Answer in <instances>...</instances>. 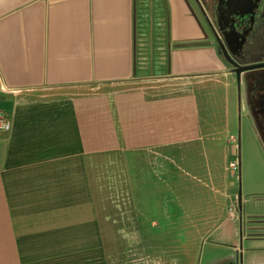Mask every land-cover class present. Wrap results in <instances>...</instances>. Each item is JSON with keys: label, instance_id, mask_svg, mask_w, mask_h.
Instances as JSON below:
<instances>
[{"label": "crops", "instance_id": "crops-1", "mask_svg": "<svg viewBox=\"0 0 264 264\" xmlns=\"http://www.w3.org/2000/svg\"><path fill=\"white\" fill-rule=\"evenodd\" d=\"M154 1L0 0V110L11 125L0 133V264H128L124 228L112 221L126 206L137 229L125 155L232 138L237 83L206 43L200 4L159 0L166 38L156 54L148 42L164 24ZM153 71L179 81L182 94L149 101L124 90ZM207 83L223 89L207 95L223 106L219 127L199 110ZM105 175L126 191L106 194ZM229 220L241 218L216 227L221 240ZM262 221L249 228L241 264H264ZM211 247L205 264H239L222 251L237 244Z\"/></svg>", "mask_w": 264, "mask_h": 264}, {"label": "rangeland", "instance_id": "rangeland-1", "mask_svg": "<svg viewBox=\"0 0 264 264\" xmlns=\"http://www.w3.org/2000/svg\"><path fill=\"white\" fill-rule=\"evenodd\" d=\"M154 2L155 18L164 24V28L162 35L155 32L148 46L158 54L165 43L166 21L165 18L159 19L163 15L161 2ZM195 2L200 4L199 16L208 38L206 43L216 48L209 27V6L205 0ZM165 50L162 51L164 56L168 53ZM141 53L145 55L144 49ZM142 65L145 69L146 62ZM226 70L231 71L228 67ZM140 74L143 78L127 84L125 91L143 92L149 101L174 99L182 94L179 81L161 78L165 75L163 73L153 71ZM261 77H264V69H256L247 75L255 82ZM217 86L207 83L205 89L197 90V97L199 110L203 112L205 107L210 113H215L217 121L213 124L219 127L223 106L207 98L208 94L223 92L221 85ZM236 105L232 138L216 137V146L211 145L212 149L202 140L180 148L179 153L141 151L125 155L138 209L137 229L130 227L133 221L129 211L127 215L126 206L113 211V217H116H112V221L121 223V228H124L121 235L127 243L124 256L128 264H205L208 249L220 242L227 246L237 244L234 253L227 251L229 248L222 251L224 255L234 256L241 264L249 247V228L263 223L256 222L257 218L264 219V131L259 139L253 123L244 115L243 102L238 107L236 100ZM116 187L125 192L127 185L125 182L113 184L112 179L105 175V193L115 194L118 192ZM231 211L241 218L242 223L241 220L226 222V238L221 240L223 229L217 231L216 227L231 216ZM134 241L135 245L132 244Z\"/></svg>", "mask_w": 264, "mask_h": 264}, {"label": "flooded vegetation", "instance_id": "flooded-vegetation-1", "mask_svg": "<svg viewBox=\"0 0 264 264\" xmlns=\"http://www.w3.org/2000/svg\"><path fill=\"white\" fill-rule=\"evenodd\" d=\"M205 2L210 10L209 27L215 49L230 73L264 65V0H257L253 8L248 0ZM256 69L264 67L240 73L237 91L238 105H245L244 115L253 123L260 139L264 131V77L256 82L247 78ZM234 76L236 81L235 73Z\"/></svg>", "mask_w": 264, "mask_h": 264}, {"label": "built area", "instance_id": "built-area-1", "mask_svg": "<svg viewBox=\"0 0 264 264\" xmlns=\"http://www.w3.org/2000/svg\"><path fill=\"white\" fill-rule=\"evenodd\" d=\"M11 125L7 118V115L4 111L0 110V133H6L10 130ZM234 167V164H232ZM235 168V167H234ZM237 200V199H236ZM230 215L233 216V212H230Z\"/></svg>", "mask_w": 264, "mask_h": 264}, {"label": "water", "instance_id": "water-1", "mask_svg": "<svg viewBox=\"0 0 264 264\" xmlns=\"http://www.w3.org/2000/svg\"><path fill=\"white\" fill-rule=\"evenodd\" d=\"M250 3H251V8H253V6L255 5V3L257 2V0H248ZM264 65H258V66H255V67H249V68H245V69H242V70H236L234 73L236 74V77H237V84L239 79H240V73L241 72H244V71H247V70H250V69H253V68H263ZM233 72H231L230 74L234 75ZM235 77V76H234Z\"/></svg>", "mask_w": 264, "mask_h": 264}, {"label": "trees", "instance_id": "trees-1", "mask_svg": "<svg viewBox=\"0 0 264 264\" xmlns=\"http://www.w3.org/2000/svg\"><path fill=\"white\" fill-rule=\"evenodd\" d=\"M135 15H136V18L138 19V11H137V7L135 6ZM138 44V43H137ZM176 47H179V48H185V47H188L189 45H186V44H179V45H175ZM137 74V72H136ZM138 76V75H137Z\"/></svg>", "mask_w": 264, "mask_h": 264}]
</instances>
